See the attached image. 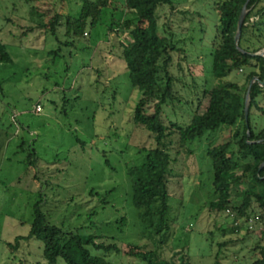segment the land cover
<instances>
[{"label": "rangeland", "instance_id": "1", "mask_svg": "<svg viewBox=\"0 0 264 264\" xmlns=\"http://www.w3.org/2000/svg\"><path fill=\"white\" fill-rule=\"evenodd\" d=\"M171 1L176 10L164 9L158 29L174 41L168 72L179 80L176 100L164 108L162 119L184 127L197 106L202 112L207 101L201 95L215 83L211 44L219 0ZM81 4L0 0V44L12 61L0 64V264H47L43 243L23 239L38 200L51 224L63 231L84 239L101 237L99 242L122 248L124 254L117 255L89 247L109 264H145L125 256L124 245L155 251L164 259L179 252L177 257L188 264H214L216 256L220 264H249L255 233L246 226L231 233L232 219L209 210L214 195L206 150L233 131L226 127L184 147L172 139L168 229L154 234L141 224L127 170L142 163L143 148L153 143L131 123L141 92L132 89L116 43L103 22L88 26V35L71 49L62 45V27L55 37L39 28L46 8L76 18ZM260 23L263 28L264 14ZM234 78L240 75L226 80ZM32 149L34 164L27 161Z\"/></svg>", "mask_w": 264, "mask_h": 264}, {"label": "trees", "instance_id": "2", "mask_svg": "<svg viewBox=\"0 0 264 264\" xmlns=\"http://www.w3.org/2000/svg\"><path fill=\"white\" fill-rule=\"evenodd\" d=\"M80 1L81 12L76 18L46 8L39 28L55 37L58 28L62 27L66 39L62 45L71 49L76 48L79 39L88 35V26L103 22L108 37L116 43L118 57L124 61L132 89L141 92L131 123L134 128L147 132L153 143L150 148H143L142 163L127 170L132 188L131 202L138 210L141 224L154 234L168 229L169 178L173 162L169 144L172 139L179 147H184L207 132L226 127L233 131L221 143L206 150L212 167L214 195L209 210L231 213L233 219L229 232H237L241 226H246L255 233L257 241L249 264H264V166L260 168L264 163V127H260V121L264 119V56L251 55L259 52V44H262V27L258 25L264 14V0L248 2L238 43L245 53L237 49L235 37L247 0L215 2L217 22L211 44V74L215 83L205 88L201 95V99L207 101L202 112L197 106L184 127L172 122L166 125L162 119L164 108L176 100L174 85L179 80L168 72L171 52L175 51L174 41L158 29V18L165 14L164 9L176 10L172 1ZM159 10L162 13L157 14ZM3 63L12 61L0 44V64ZM231 74L240 75V78L226 80ZM253 78L258 81L250 88L245 118V97ZM149 109L151 113L147 112ZM23 146L22 142L20 147ZM27 161L31 164L37 161L34 149L28 153ZM236 198H240L239 203L234 201ZM41 203L42 200H38L33 204L30 231L23 239L43 243L42 257L47 264H57L59 260L66 264H109L104 258L92 255L89 247L97 253L124 254L116 244L99 242L101 237L80 238L51 224ZM124 247L127 248L125 256L145 264H188L184 258L177 257L179 252L164 259L155 251L133 245ZM214 264H220L217 256Z\"/></svg>", "mask_w": 264, "mask_h": 264}, {"label": "water", "instance_id": "3", "mask_svg": "<svg viewBox=\"0 0 264 264\" xmlns=\"http://www.w3.org/2000/svg\"><path fill=\"white\" fill-rule=\"evenodd\" d=\"M248 2L249 0H247V2L245 3L243 9H242V12H241V15H240V18H239V22H238V27H237V33H236V37H235V44L237 46V49L241 52V53H245L239 46H238V43H239V40H240V35H241V28L243 26V23H244V20H245V17H246V14L248 12V9H247V6H248ZM252 56H264V50L263 51H259L255 54H251ZM255 81H258L257 78H253L251 80V82L249 83V86H248V89H247V93H246V97H245V107H244V115H245V118L247 117L248 115V109H249V92H250V88L252 86V84L255 82ZM261 85H263V82L261 83ZM264 166V163L260 166V168H262Z\"/></svg>", "mask_w": 264, "mask_h": 264}, {"label": "built area", "instance_id": "4", "mask_svg": "<svg viewBox=\"0 0 264 264\" xmlns=\"http://www.w3.org/2000/svg\"><path fill=\"white\" fill-rule=\"evenodd\" d=\"M35 111H36L37 113H39V112L41 111V107H40L39 105H37L36 108H35ZM225 214H226L228 217H230L231 219H233V218H232V215H231V213H230L229 211H226Z\"/></svg>", "mask_w": 264, "mask_h": 264}, {"label": "crops", "instance_id": "5", "mask_svg": "<svg viewBox=\"0 0 264 264\" xmlns=\"http://www.w3.org/2000/svg\"><path fill=\"white\" fill-rule=\"evenodd\" d=\"M262 35H263V38H262V40H263V43L262 44H259V46H260V51H263L264 50V26H263V28H262Z\"/></svg>", "mask_w": 264, "mask_h": 264}]
</instances>
